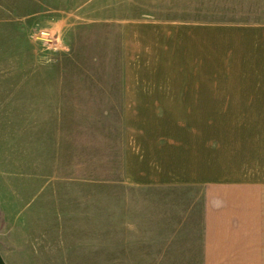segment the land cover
I'll return each mask as SVG.
<instances>
[{"label": "rangeland", "instance_id": "1", "mask_svg": "<svg viewBox=\"0 0 264 264\" xmlns=\"http://www.w3.org/2000/svg\"><path fill=\"white\" fill-rule=\"evenodd\" d=\"M131 19L256 22L264 0H0L6 264H200L203 188L124 180L121 25ZM250 133L253 108H215L225 178L237 179Z\"/></svg>", "mask_w": 264, "mask_h": 264}, {"label": "crops", "instance_id": "2", "mask_svg": "<svg viewBox=\"0 0 264 264\" xmlns=\"http://www.w3.org/2000/svg\"><path fill=\"white\" fill-rule=\"evenodd\" d=\"M119 92L126 183L201 186L200 264H264V20H126ZM216 107L253 108L236 180L216 166Z\"/></svg>", "mask_w": 264, "mask_h": 264}, {"label": "water", "instance_id": "3", "mask_svg": "<svg viewBox=\"0 0 264 264\" xmlns=\"http://www.w3.org/2000/svg\"><path fill=\"white\" fill-rule=\"evenodd\" d=\"M0 264H6L5 260L3 259L1 253H0Z\"/></svg>", "mask_w": 264, "mask_h": 264}]
</instances>
